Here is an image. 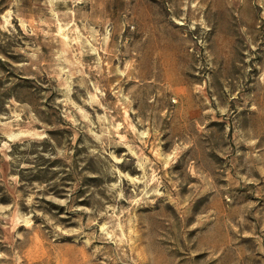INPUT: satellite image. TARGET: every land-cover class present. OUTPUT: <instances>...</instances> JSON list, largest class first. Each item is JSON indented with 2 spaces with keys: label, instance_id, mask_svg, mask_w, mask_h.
Returning <instances> with one entry per match:
<instances>
[{
  "label": "rangeland",
  "instance_id": "obj_1",
  "mask_svg": "<svg viewBox=\"0 0 264 264\" xmlns=\"http://www.w3.org/2000/svg\"><path fill=\"white\" fill-rule=\"evenodd\" d=\"M175 1L0 0V264H264V0Z\"/></svg>",
  "mask_w": 264,
  "mask_h": 264
},
{
  "label": "bare ground",
  "instance_id": "obj_2",
  "mask_svg": "<svg viewBox=\"0 0 264 264\" xmlns=\"http://www.w3.org/2000/svg\"><path fill=\"white\" fill-rule=\"evenodd\" d=\"M237 2V0H212L210 2H208L207 4V0H200V2L203 4V5H207L205 10H206V14H208V11L210 10L209 8H214V7H219V6H223V7H226L225 10H230V7L232 6L231 4L234 3V2ZM180 2V0H176L175 1V5H178V3ZM235 2V4H236ZM195 3V2H194ZM180 23H183V21H178Z\"/></svg>",
  "mask_w": 264,
  "mask_h": 264
}]
</instances>
